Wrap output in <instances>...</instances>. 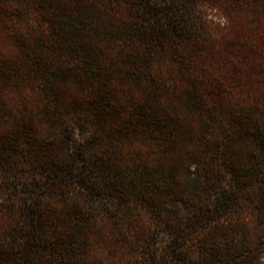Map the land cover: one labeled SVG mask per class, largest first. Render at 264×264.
Wrapping results in <instances>:
<instances>
[{
  "label": "trees",
  "instance_id": "obj_1",
  "mask_svg": "<svg viewBox=\"0 0 264 264\" xmlns=\"http://www.w3.org/2000/svg\"><path fill=\"white\" fill-rule=\"evenodd\" d=\"M255 215L264 0H0V264H264Z\"/></svg>",
  "mask_w": 264,
  "mask_h": 264
},
{
  "label": "rangeland",
  "instance_id": "obj_2",
  "mask_svg": "<svg viewBox=\"0 0 264 264\" xmlns=\"http://www.w3.org/2000/svg\"><path fill=\"white\" fill-rule=\"evenodd\" d=\"M209 19H212L215 23H219L220 25H227L228 21L226 18L222 16V14L219 11L216 10H208ZM246 27L250 30H256L259 29V23L254 14L250 15L246 20ZM68 89L69 91L76 93L81 90V84L78 83L77 81H70L68 83ZM254 221V226L256 227V230L258 231V240H259V245L261 247V252H260V258L264 259V217H261L259 215H255L253 218Z\"/></svg>",
  "mask_w": 264,
  "mask_h": 264
}]
</instances>
